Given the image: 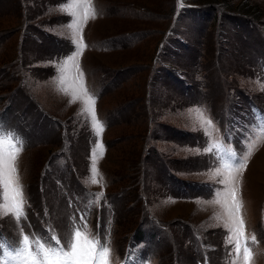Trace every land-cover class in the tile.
I'll return each instance as SVG.
<instances>
[{
  "label": "rangeland",
  "instance_id": "374dc122",
  "mask_svg": "<svg viewBox=\"0 0 264 264\" xmlns=\"http://www.w3.org/2000/svg\"><path fill=\"white\" fill-rule=\"evenodd\" d=\"M0 140V264H264V0H0Z\"/></svg>",
  "mask_w": 264,
  "mask_h": 264
},
{
  "label": "snow or ice",
  "instance_id": "6c2138e0",
  "mask_svg": "<svg viewBox=\"0 0 264 264\" xmlns=\"http://www.w3.org/2000/svg\"><path fill=\"white\" fill-rule=\"evenodd\" d=\"M70 27H73V25H70ZM79 54V53H77ZM90 100H92V103L94 105V98L90 97ZM93 122L95 124V127L97 129L98 132L102 131V125L99 122H96V118L93 115L92 117ZM3 141L0 140V144H2ZM240 167H244L243 164H240ZM92 173H93V179L92 182L96 183V173H97V169H96V165L95 162H93L92 165ZM5 187H7V185L5 184ZM228 194H231L233 197V201L235 204V212L238 214L239 213V209L241 207V205L239 203H235V193L234 191L230 190V193H226L225 195L227 196ZM18 195L20 196V200L16 203L15 205V211H16V215L17 217H19L20 212L22 211V203H23V194H22V187L18 189ZM102 195V194H100ZM233 216V212L229 211V217L231 218ZM232 231L235 232L236 236H237V240H239V238L244 236V221L242 218H240L238 215L236 217V219L233 221V228ZM81 237V232L79 230L74 232V239L73 242L68 245V247H70L71 251L70 252H65L62 250H49V251H44V260H48L49 258V254L51 255H55L58 258L63 255L65 258V264H96V260L97 259H103L104 257H107L109 254V249L107 247H100V250L98 252V254H93L92 251L90 250L89 252V258L85 259L83 257H80L78 255V248H79V239ZM252 240H255V237H252ZM59 243V241H57V244ZM90 243L92 245L98 244V241H90ZM29 244V239L27 236L23 237V249L22 251L19 253L21 255H23V253L27 252V247ZM17 247L19 248V243L17 244ZM41 250H43V246H41ZM237 250H239V244H237ZM28 257L31 258V253H27ZM249 250L247 247L244 248V256L245 259L247 260L249 258ZM32 264H39V262L35 259H32ZM57 264H59V259L57 260ZM106 264V262H105Z\"/></svg>",
  "mask_w": 264,
  "mask_h": 264
}]
</instances>
